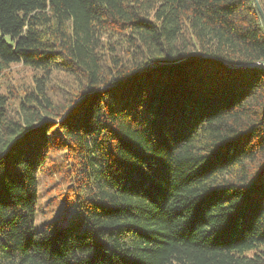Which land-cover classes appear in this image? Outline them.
Segmentation results:
<instances>
[{
    "label": "trees",
    "instance_id": "1",
    "mask_svg": "<svg viewBox=\"0 0 264 264\" xmlns=\"http://www.w3.org/2000/svg\"><path fill=\"white\" fill-rule=\"evenodd\" d=\"M13 63L34 73L0 90V264H264L254 0H0ZM53 152L71 206L36 226Z\"/></svg>",
    "mask_w": 264,
    "mask_h": 264
},
{
    "label": "rangeland",
    "instance_id": "2",
    "mask_svg": "<svg viewBox=\"0 0 264 264\" xmlns=\"http://www.w3.org/2000/svg\"><path fill=\"white\" fill-rule=\"evenodd\" d=\"M33 73L32 69L23 66L21 63L11 64L5 71L3 77L0 78V90L4 91L9 86L20 89L22 86L31 82ZM61 89L63 88L60 87L59 93L61 91L65 93ZM48 164H50L49 167H45L40 172L38 179L36 226H39L44 221L60 220L64 211H67L71 206V199L66 197V184L61 180L62 173L59 172L60 165L62 164L59 152H53L51 154ZM56 168L57 171H55Z\"/></svg>",
    "mask_w": 264,
    "mask_h": 264
},
{
    "label": "water",
    "instance_id": "3",
    "mask_svg": "<svg viewBox=\"0 0 264 264\" xmlns=\"http://www.w3.org/2000/svg\"><path fill=\"white\" fill-rule=\"evenodd\" d=\"M254 1H255L256 8H257V10H258V12H259V14H260V16H261V18H262L263 24H264V13H263V10H262V8H261V6H260L258 0H254ZM251 65H252V66H255L256 64L253 63V64H251Z\"/></svg>",
    "mask_w": 264,
    "mask_h": 264
},
{
    "label": "built area",
    "instance_id": "4",
    "mask_svg": "<svg viewBox=\"0 0 264 264\" xmlns=\"http://www.w3.org/2000/svg\"><path fill=\"white\" fill-rule=\"evenodd\" d=\"M256 65H260V62H255ZM264 64V63H263Z\"/></svg>",
    "mask_w": 264,
    "mask_h": 264
}]
</instances>
